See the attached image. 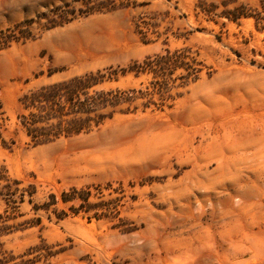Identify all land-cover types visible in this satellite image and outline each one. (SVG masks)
Returning a JSON list of instances; mask_svg holds the SVG:
<instances>
[{
    "label": "rangeland",
    "instance_id": "obj_1",
    "mask_svg": "<svg viewBox=\"0 0 264 264\" xmlns=\"http://www.w3.org/2000/svg\"><path fill=\"white\" fill-rule=\"evenodd\" d=\"M98 72L34 146L20 99ZM0 113V264H264V0H0Z\"/></svg>",
    "mask_w": 264,
    "mask_h": 264
},
{
    "label": "trees",
    "instance_id": "obj_2",
    "mask_svg": "<svg viewBox=\"0 0 264 264\" xmlns=\"http://www.w3.org/2000/svg\"><path fill=\"white\" fill-rule=\"evenodd\" d=\"M224 15L234 20L242 17L241 13L231 16L224 12ZM103 77L101 72L90 73L67 81L43 85L26 93L20 99L22 111L18 115V121L20 128L31 139L33 145L48 144L62 137L70 138L83 132H90L113 116L114 111H107L119 105L118 93L105 90L94 91L93 94L90 92L104 81ZM1 141L5 142L0 131ZM76 199L82 201V208L88 204L87 197L82 194L78 196L72 193L63 194L64 203ZM0 220H3L2 216ZM7 229L0 221V237L7 233Z\"/></svg>",
    "mask_w": 264,
    "mask_h": 264
}]
</instances>
